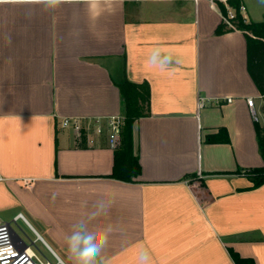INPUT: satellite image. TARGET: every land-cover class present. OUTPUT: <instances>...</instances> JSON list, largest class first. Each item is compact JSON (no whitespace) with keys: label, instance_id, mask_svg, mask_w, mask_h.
<instances>
[{"label":"crops","instance_id":"0c3cea01","mask_svg":"<svg viewBox=\"0 0 264 264\" xmlns=\"http://www.w3.org/2000/svg\"><path fill=\"white\" fill-rule=\"evenodd\" d=\"M219 4L0 3V219L44 264H73L65 238L99 204L109 264H139L141 248L149 264H236L231 252L264 264V183L252 175L264 166V94L245 33H218ZM160 44L174 56L167 69L146 64ZM125 79L151 93L133 128L132 182L111 177L107 125L125 113ZM66 119L81 122L84 143Z\"/></svg>","mask_w":264,"mask_h":264},{"label":"trees","instance_id":"16d2710c","mask_svg":"<svg viewBox=\"0 0 264 264\" xmlns=\"http://www.w3.org/2000/svg\"><path fill=\"white\" fill-rule=\"evenodd\" d=\"M238 7L239 1L231 3ZM223 15H227L226 6L219 4ZM236 29L245 33L248 42L249 54V71L264 94V21L262 22H244L239 15L236 21ZM235 29L228 28L224 23L220 26L218 33L222 34L226 31ZM120 90L125 102V125L121 131L120 144L115 150V163L112 178L132 182L135 177L141 173L139 159L134 152V124L141 118L148 116L150 113V87L147 84H136L125 79L120 85ZM257 136L261 154L264 158V127L258 122L256 123ZM81 143L86 141V136L82 132L79 136ZM255 180V186L264 183V166L252 170ZM236 264H256L252 258L241 257L236 252H231Z\"/></svg>","mask_w":264,"mask_h":264},{"label":"clouds","instance_id":"9594fccd","mask_svg":"<svg viewBox=\"0 0 264 264\" xmlns=\"http://www.w3.org/2000/svg\"><path fill=\"white\" fill-rule=\"evenodd\" d=\"M5 2L37 4L41 5L44 11H53L70 0H0V3ZM173 60L172 50L160 44L150 50L146 64L149 67L167 69ZM103 208L104 205L99 204L96 210L87 212L77 224L73 225L72 231L66 236L68 258L73 264H109L102 252L108 243L112 228L103 226L98 220ZM89 224L92 225L90 231L87 230ZM57 260L58 264H63L58 255ZM138 260L139 264H149L150 252L147 248H141Z\"/></svg>","mask_w":264,"mask_h":264},{"label":"built area","instance_id":"2783aa9c","mask_svg":"<svg viewBox=\"0 0 264 264\" xmlns=\"http://www.w3.org/2000/svg\"><path fill=\"white\" fill-rule=\"evenodd\" d=\"M70 1H82V0H70ZM214 2L223 3L227 9V15H223V23L231 29L236 30V21L241 16L244 22H249L247 15V6L244 0H212ZM233 1H239L238 7H235L231 3ZM256 98H248L247 102L251 108L255 117L257 112L255 110ZM99 123V122H97ZM107 125L110 130L109 138L114 147L119 144L121 131L125 125L124 116H113L108 118ZM63 126H72L74 130L80 135L83 127L79 120L66 119L63 121ZM96 132L98 134L104 133L103 124L99 123L96 126ZM22 214L15 218L17 221ZM0 264H44L36 252L28 245L18 242L13 234L11 224L0 219Z\"/></svg>","mask_w":264,"mask_h":264},{"label":"rangeland","instance_id":"374dc122","mask_svg":"<svg viewBox=\"0 0 264 264\" xmlns=\"http://www.w3.org/2000/svg\"><path fill=\"white\" fill-rule=\"evenodd\" d=\"M247 6V15L249 20L262 21L264 20V0H244ZM264 103V100H262Z\"/></svg>","mask_w":264,"mask_h":264}]
</instances>
